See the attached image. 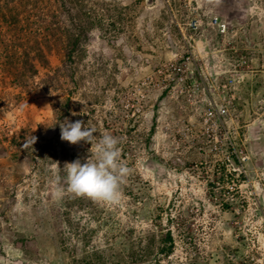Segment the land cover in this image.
Segmentation results:
<instances>
[{
	"label": "rangeland",
	"instance_id": "obj_1",
	"mask_svg": "<svg viewBox=\"0 0 264 264\" xmlns=\"http://www.w3.org/2000/svg\"><path fill=\"white\" fill-rule=\"evenodd\" d=\"M66 118L118 138L119 205L69 191ZM0 264H264V0H0Z\"/></svg>",
	"mask_w": 264,
	"mask_h": 264
},
{
	"label": "clouds",
	"instance_id": "obj_2",
	"mask_svg": "<svg viewBox=\"0 0 264 264\" xmlns=\"http://www.w3.org/2000/svg\"><path fill=\"white\" fill-rule=\"evenodd\" d=\"M60 130L62 141L71 145L83 141L91 145L90 150L94 149V158H89L83 163L80 159H76L64 165L67 169L66 180L69 191L96 202L119 205L124 199L122 185L132 170L120 159L118 138L110 134L97 137L94 135L96 129L85 126L82 120L72 122L66 118L60 123ZM36 139L31 136L25 143L31 147ZM233 161L237 165L236 161ZM234 168L236 170V166ZM59 181L60 178L57 177L55 183Z\"/></svg>",
	"mask_w": 264,
	"mask_h": 264
},
{
	"label": "built area",
	"instance_id": "obj_3",
	"mask_svg": "<svg viewBox=\"0 0 264 264\" xmlns=\"http://www.w3.org/2000/svg\"><path fill=\"white\" fill-rule=\"evenodd\" d=\"M216 22V19H215ZM189 58H187L188 60ZM211 107L209 108V110L204 113V124H208L210 122L215 123L214 121L218 120L221 116H223V114H225V110L224 109H220L219 107H217L215 104L212 105V103H210ZM216 129H214L215 131ZM220 135L226 137V141L222 146L217 145L216 143H212V145L210 146V151L211 152H219L220 150L224 149L223 152H221V154H223L222 157H220L219 160H216L215 163H217L218 167H226L223 171H226L225 176H227L228 174L231 175V173H237L240 169L241 173H244V168L242 166V162L245 159L244 157H242L241 155H243V151H241V155L240 153H237L236 149L234 148L231 140L229 139V137H227V133L225 132L224 129V124H222L221 128H220ZM202 149V148H201ZM228 151V152H227ZM235 160L237 165H236V170L235 168L231 165V161ZM218 171H220L218 169ZM222 173V171H221Z\"/></svg>",
	"mask_w": 264,
	"mask_h": 264
},
{
	"label": "trees",
	"instance_id": "obj_4",
	"mask_svg": "<svg viewBox=\"0 0 264 264\" xmlns=\"http://www.w3.org/2000/svg\"><path fill=\"white\" fill-rule=\"evenodd\" d=\"M81 35H75L73 36L71 42H70V49L68 51V58L76 52V50H79V39ZM68 108V106H66ZM166 241H167V246H165L163 249L160 250V252H164V255H168L169 252L172 250V238L170 237V234L166 235Z\"/></svg>",
	"mask_w": 264,
	"mask_h": 264
},
{
	"label": "water",
	"instance_id": "obj_5",
	"mask_svg": "<svg viewBox=\"0 0 264 264\" xmlns=\"http://www.w3.org/2000/svg\"><path fill=\"white\" fill-rule=\"evenodd\" d=\"M232 165L235 167L236 166V164H235V162L234 161H232Z\"/></svg>",
	"mask_w": 264,
	"mask_h": 264
}]
</instances>
